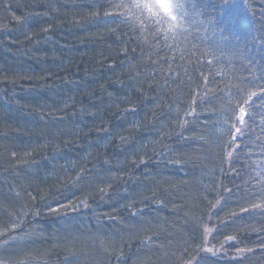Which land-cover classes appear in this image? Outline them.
Listing matches in <instances>:
<instances>
[{
	"label": "trees",
	"instance_id": "trees-1",
	"mask_svg": "<svg viewBox=\"0 0 264 264\" xmlns=\"http://www.w3.org/2000/svg\"><path fill=\"white\" fill-rule=\"evenodd\" d=\"M137 2L0 0L3 264H264V0Z\"/></svg>",
	"mask_w": 264,
	"mask_h": 264
},
{
	"label": "snow or ice",
	"instance_id": "snow-or-ice-1",
	"mask_svg": "<svg viewBox=\"0 0 264 264\" xmlns=\"http://www.w3.org/2000/svg\"><path fill=\"white\" fill-rule=\"evenodd\" d=\"M136 7H140V3L139 0L135 5ZM117 7H120V5H117ZM175 8V5L173 4L172 0H169V4L167 5V10L169 15L171 16V18L175 21L178 19V17L176 15L173 14V9ZM155 14V13H153ZM260 96H264V86H260L258 88V91H254L251 94L247 95V99L244 100V103L242 105L239 106L237 115L235 117V120L238 121L239 125H241V127H236L235 124L233 125L234 127V131L232 133V140H231V144L234 145L236 147L237 150L240 149L241 145L236 144V141L244 135V130L247 128V120L251 117V112L250 111H246V107L251 108L252 104L251 102L253 101L254 98L260 97ZM261 108H264V104H262L260 106ZM229 155H231V153H229ZM219 203V201L217 202ZM215 207V205H214ZM260 207H264V200H262L261 204H254L252 205V209H256V208H260ZM243 211H248V209H243ZM13 228L18 227L17 225H13ZM211 229L205 228V232H210ZM227 239H233V237H227ZM208 252H213L214 250L212 248H207L205 249ZM250 251V250H249ZM0 264H3V261H0ZM188 264H191V262L189 261Z\"/></svg>",
	"mask_w": 264,
	"mask_h": 264
},
{
	"label": "clouds",
	"instance_id": "clouds-1",
	"mask_svg": "<svg viewBox=\"0 0 264 264\" xmlns=\"http://www.w3.org/2000/svg\"><path fill=\"white\" fill-rule=\"evenodd\" d=\"M140 7L133 5V9L139 8L142 12L147 11V13L153 18L159 17L161 23L167 20L169 23L174 21L168 13L167 5L169 0H139ZM155 13V14H153ZM176 21V20H175Z\"/></svg>",
	"mask_w": 264,
	"mask_h": 264
}]
</instances>
